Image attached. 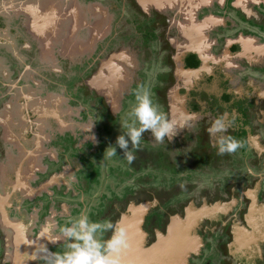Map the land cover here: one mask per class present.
<instances>
[{
  "label": "flooded vegetation",
  "instance_id": "af4514ba",
  "mask_svg": "<svg viewBox=\"0 0 264 264\" xmlns=\"http://www.w3.org/2000/svg\"><path fill=\"white\" fill-rule=\"evenodd\" d=\"M124 1L137 13L133 24L131 16L125 19L126 6L116 17L101 0H0V86L8 90L5 98L0 88V144L15 152L0 158V264H44L41 249L65 250L57 218L69 221L71 205L80 204L82 214L102 196L85 193L89 166L106 165L104 149L115 146L113 122L123 114L122 103H136L143 87L168 119L177 120L173 138L156 144L165 145L181 168L166 165L164 178L183 185L182 194L159 188L153 195L162 217L160 226L152 224L147 245L176 217L205 209L212 215L194 236L221 229L226 253L245 262L263 254L264 0H178L172 8ZM185 45L198 51L178 59ZM56 74L67 75L73 88ZM56 87L65 88L64 95ZM79 89L83 95L76 99ZM220 116L227 131L209 133ZM225 135L241 147L221 155L217 142ZM141 140L154 138L145 132ZM131 151V164L123 151L116 164L141 171L142 154ZM172 198H184L178 212L168 206ZM218 214L228 218L217 226Z\"/></svg>",
  "mask_w": 264,
  "mask_h": 264
},
{
  "label": "rangeland",
  "instance_id": "374dc122",
  "mask_svg": "<svg viewBox=\"0 0 264 264\" xmlns=\"http://www.w3.org/2000/svg\"><path fill=\"white\" fill-rule=\"evenodd\" d=\"M7 1V0H5ZM93 1V0H90ZM100 1V0H99ZM103 2V5L110 8V11L115 14L116 17L120 16L119 11L122 13L123 9L126 6V20L131 21L133 24V19L135 17V9L129 8V4H127L124 0H101ZM99 4V2H98ZM1 8V6H0ZM128 16L131 18L128 19ZM139 16V15H137ZM125 21V20H124ZM124 38V37H123ZM119 42V43H118ZM117 44L120 46L123 42L118 40ZM152 48V47H151ZM156 47L152 48L155 49ZM9 61V59H8ZM153 67H157V64H153ZM78 68L75 69L77 71ZM74 71V72H75ZM74 72L71 74L72 76L75 75ZM54 74V73H53ZM56 80L62 82V84L67 83V85L70 87V90L73 88V81H70L69 83L67 81V75H58L56 74ZM66 86V85H65ZM2 91L5 94V98L7 97L8 90L4 87H1ZM60 87H56L54 89H57V93H60L64 95V89H58ZM155 89V88H154ZM141 90H147L149 94L151 95L152 92L148 90V87H143ZM155 93V92H154ZM83 95V91L79 89V91L76 93V99H81V96ZM152 98V95H151ZM73 103V102H72ZM75 106H79L77 102L73 103ZM123 114H121V117L119 119V122L115 125L113 122L114 129L116 130L115 135L122 134V125L125 122L131 123L132 117L130 116L131 110L135 105V102L131 103V101L123 102ZM88 110L89 107L87 106ZM92 110V109H91ZM93 114V111H91ZM83 121H86L85 117H82ZM96 124V123H95ZM99 128H101L100 124H96ZM262 131L263 141H264V129H259ZM58 139L54 137V143H56ZM66 142L70 144L69 137L65 139ZM157 142L152 140V142H146L145 140H141L139 144V149H132L139 151V154L141 153L142 156L139 155V164L141 171L133 170L132 172L129 171L127 167H124L121 164V161L124 160V157L121 156L122 151L117 147V155L110 157V160L105 156V162L106 165L103 163H99V165H93L89 166L92 167V169L88 170L87 175H89L90 182L87 186L88 191H86V195L88 198L92 197L95 194H98L99 192L102 193L101 197H98V199L95 202V205L92 208H89L87 210L88 214L91 213L90 217L95 218L93 221L90 219V222H112L113 224L117 225L119 220L124 214H128L130 206H139L141 204L149 203L151 208L149 211V214L147 215L145 226H144V232L147 234L152 233V226L156 225L157 227L160 226V218L162 217V213L160 212L158 206L159 201L158 198H153L154 194H158V189L161 188V190H166L167 192H170L174 195L182 194V190L180 187H183L182 182H178L175 179H172L168 182V177L164 178L165 174L163 175L162 172L166 171V165L169 170L176 169L180 170L181 168H178L176 157H172V152H170L165 145L163 144H156ZM158 147L160 148L158 150ZM129 148L131 149V144L129 145ZM70 149V148H69ZM5 151V152H4ZM6 151L11 152L13 155L15 152L11 151L10 149H7L5 145L0 144V158H2V161H4V156H6ZM99 154H102V145L98 148ZM105 151V149H104ZM105 154V153H103ZM124 154V153H123ZM122 154V155H123ZM175 155V154H174ZM98 157H96L97 159ZM119 161V165L116 164L117 160ZM173 159H175V166L173 163ZM101 160V159H100ZM47 164H50V162L47 160ZM125 164V162H124ZM187 167V166H186ZM256 168V167H255ZM216 169V168H215ZM212 170V169H210ZM256 170H258L256 168ZM175 171V170H174ZM177 172V171H176ZM141 173V174H140ZM213 176L216 175L215 172H210ZM140 174V175H139ZM139 175V176H137ZM44 178L43 174L39 175V179ZM76 184V183H75ZM99 190V191H98ZM58 191V189H57ZM178 191V193L176 192ZM79 195V194H77ZM80 196V195H79ZM79 196L76 199V205L79 203ZM144 200L141 201L142 198ZM148 197V198H147ZM181 199L184 198H172L168 204L172 210L175 212H178V205L181 203ZM89 206V202L85 204V207ZM167 207V205H166ZM58 204L55 203V210H58ZM81 207L79 206L75 207L71 205L70 214L74 216L69 221L68 217H61L59 216L57 218V221L59 222V227L55 231L56 233L59 232V229L65 225H71V223L78 219L83 214L87 213L86 210L83 211L82 214H80ZM70 215V216H71ZM61 217V218H60ZM228 216L223 215H217L215 220L217 223L214 225H219L223 220H226ZM154 224V225H152ZM222 228V227H220ZM220 230H215L214 232H206V235L200 237L201 241L204 243L202 248L199 251V256L196 262L194 264H224L225 261L226 264H264V244L261 245L263 249V254L258 252V256H251V259L247 260L245 262L243 259H239V257H236L226 253L223 251L224 249L220 246V239H219V232ZM163 232V231H162ZM60 233V232H59ZM214 233V234H213ZM208 234V235H207ZM111 235V232H103L97 233V239L104 240L107 236L109 237ZM166 235V234H165ZM107 237V238H108ZM106 238V239H107ZM256 257L254 260L253 258ZM196 257L194 256L190 263L193 264V260ZM221 263H220V262ZM244 261V262H243Z\"/></svg>",
  "mask_w": 264,
  "mask_h": 264
},
{
  "label": "clouds",
  "instance_id": "9594fccd",
  "mask_svg": "<svg viewBox=\"0 0 264 264\" xmlns=\"http://www.w3.org/2000/svg\"><path fill=\"white\" fill-rule=\"evenodd\" d=\"M135 105L130 116L131 123L122 125V134L118 135L115 146L105 149L106 157L117 155V147L124 152L131 164L135 159L132 149H139L143 134L150 132L156 142L162 143L165 137L175 135V122L168 119L156 105L147 90H138L135 94ZM228 124L222 116L212 121L209 133L226 132ZM131 144V149L129 145ZM219 154L234 153L241 144L232 136L225 135L218 138ZM251 171V170H249ZM61 237L66 241L65 250L51 252L47 248L37 253L44 260V264H120V254L128 248V236L123 226L112 222H90L87 215L74 220L70 226L59 229ZM111 232L104 240L97 239V233Z\"/></svg>",
  "mask_w": 264,
  "mask_h": 264
},
{
  "label": "water",
  "instance_id": "95a60500",
  "mask_svg": "<svg viewBox=\"0 0 264 264\" xmlns=\"http://www.w3.org/2000/svg\"><path fill=\"white\" fill-rule=\"evenodd\" d=\"M178 0H138L144 6L164 5L172 8ZM188 1V0H184ZM210 0H205L209 2ZM204 2V3H205ZM192 9L194 7L192 6ZM193 19V10L190 12ZM214 21V20H213ZM199 46L197 43L191 42ZM201 47V46H200ZM183 48V49H182ZM180 50L178 59L184 56L189 50L198 51V48L183 46ZM175 125L177 124L174 118ZM150 205L141 204L130 206L128 214H124L117 226H123L128 236V248L120 254V264H188V258L199 248L201 239L194 236L195 229L199 223L212 212L199 210L198 212L189 211L187 217L182 219L176 217L168 227L166 235L158 232L156 242L147 245L148 234L144 232L145 220L150 210ZM9 226V222H4Z\"/></svg>",
  "mask_w": 264,
  "mask_h": 264
},
{
  "label": "crops",
  "instance_id": "0c3cea01",
  "mask_svg": "<svg viewBox=\"0 0 264 264\" xmlns=\"http://www.w3.org/2000/svg\"><path fill=\"white\" fill-rule=\"evenodd\" d=\"M46 112H48V110ZM239 243H244V242L242 241V242H239Z\"/></svg>",
  "mask_w": 264,
  "mask_h": 264
}]
</instances>
